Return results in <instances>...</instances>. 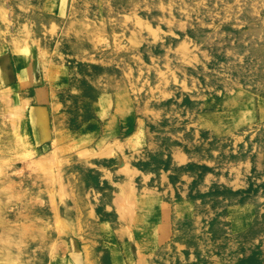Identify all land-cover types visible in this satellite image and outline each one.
Listing matches in <instances>:
<instances>
[{"label": "rangeland", "instance_id": "obj_1", "mask_svg": "<svg viewBox=\"0 0 264 264\" xmlns=\"http://www.w3.org/2000/svg\"><path fill=\"white\" fill-rule=\"evenodd\" d=\"M0 264H264V0H0Z\"/></svg>", "mask_w": 264, "mask_h": 264}]
</instances>
